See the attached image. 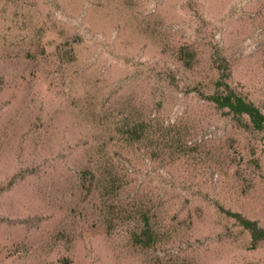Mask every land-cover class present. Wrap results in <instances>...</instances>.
I'll return each instance as SVG.
<instances>
[{"label":"rangeland","instance_id":"obj_1","mask_svg":"<svg viewBox=\"0 0 264 264\" xmlns=\"http://www.w3.org/2000/svg\"><path fill=\"white\" fill-rule=\"evenodd\" d=\"M220 64L264 111V0H0V264H264Z\"/></svg>","mask_w":264,"mask_h":264},{"label":"trees","instance_id":"obj_2","mask_svg":"<svg viewBox=\"0 0 264 264\" xmlns=\"http://www.w3.org/2000/svg\"><path fill=\"white\" fill-rule=\"evenodd\" d=\"M222 69L220 77L216 81L215 90L209 94V98L216 102L220 107L233 114L234 117L243 125H252L258 130L264 131V111L247 94L234 87L229 81V65H218ZM226 70V71H225ZM234 214L248 227L254 238L264 236V227L260 226L254 219H250L240 212Z\"/></svg>","mask_w":264,"mask_h":264}]
</instances>
